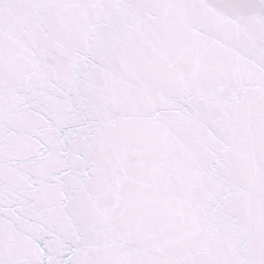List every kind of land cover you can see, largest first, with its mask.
Here are the masks:
<instances>
[{
	"label": "snow or ice",
	"instance_id": "6c2138e0",
	"mask_svg": "<svg viewBox=\"0 0 264 264\" xmlns=\"http://www.w3.org/2000/svg\"><path fill=\"white\" fill-rule=\"evenodd\" d=\"M0 264H264V0H0Z\"/></svg>",
	"mask_w": 264,
	"mask_h": 264
}]
</instances>
